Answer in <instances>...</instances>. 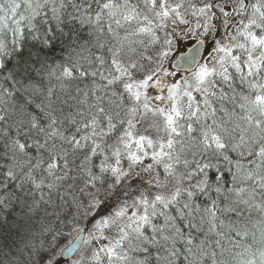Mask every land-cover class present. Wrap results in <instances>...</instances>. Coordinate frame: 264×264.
Instances as JSON below:
<instances>
[{"label": "snow or ice", "instance_id": "6c2138e0", "mask_svg": "<svg viewBox=\"0 0 264 264\" xmlns=\"http://www.w3.org/2000/svg\"><path fill=\"white\" fill-rule=\"evenodd\" d=\"M0 264H264V0H0Z\"/></svg>", "mask_w": 264, "mask_h": 264}]
</instances>
